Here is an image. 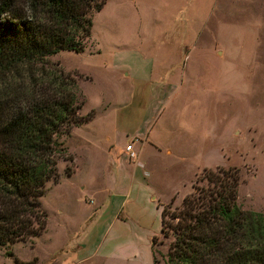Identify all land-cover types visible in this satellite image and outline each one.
I'll return each mask as SVG.
<instances>
[{"label": "rangeland", "instance_id": "rangeland-1", "mask_svg": "<svg viewBox=\"0 0 264 264\" xmlns=\"http://www.w3.org/2000/svg\"><path fill=\"white\" fill-rule=\"evenodd\" d=\"M49 61L76 78L80 114L93 117L57 138L46 230L1 248L0 264H128L104 250L123 199L146 196L129 186L135 169L159 206L179 207L204 169L235 167L238 203L264 211V0H106L83 49ZM150 129L159 146L135 138ZM109 175L121 184H103ZM123 225L149 228L162 261L170 239L158 213Z\"/></svg>", "mask_w": 264, "mask_h": 264}, {"label": "trees", "instance_id": "trees-1", "mask_svg": "<svg viewBox=\"0 0 264 264\" xmlns=\"http://www.w3.org/2000/svg\"><path fill=\"white\" fill-rule=\"evenodd\" d=\"M105 3L0 0V249L46 230L41 198L59 176L57 138L93 117L80 114L76 78L49 57L81 51ZM200 176L181 206L160 204L161 235L170 243L162 261L153 247V264H264V211L238 203L239 169Z\"/></svg>", "mask_w": 264, "mask_h": 264}, {"label": "crops", "instance_id": "crops-1", "mask_svg": "<svg viewBox=\"0 0 264 264\" xmlns=\"http://www.w3.org/2000/svg\"><path fill=\"white\" fill-rule=\"evenodd\" d=\"M158 116V112H156L155 118ZM147 121V125H149ZM151 129L149 132L146 133L145 137L140 135L139 133L135 134V138L139 139L141 142L147 141L152 147L154 145L159 146L158 139L156 136L151 135ZM152 136V137H151ZM126 148V146H125ZM127 154V153H126ZM119 171V170H118ZM123 170L119 171L122 172ZM127 176H130V185L133 187V191L137 187V183L139 188L142 190V193L144 192L146 196L142 195V198L140 201L134 200L130 201L129 198H124L120 209H117L115 214H112L111 216V222L109 224V234L113 232L112 240L108 241L106 245V249L104 251H109L108 255L113 256L114 258H122L126 263L128 264H152L153 263V252H152V246H153V238L155 235H152L151 230L147 227H144L142 229L143 235H138V233L132 229V227L128 226V228L124 227V223L129 222H135V219L140 217L148 218V215H152L153 212H156L160 215V221H161V206H159V200L156 196V191L154 189V186L150 180H147L146 184L142 183L141 180V173L138 170H134ZM150 172L144 171L142 172L143 176L146 177ZM124 177V176H123ZM128 178V179H129ZM105 185L110 186L111 184H118L121 180L120 179H112V176L109 175V178L107 177L105 180ZM121 183H119L120 185ZM108 191H110L108 189ZM101 200V206L98 205V207H102ZM164 203V202H162ZM103 214V213H102ZM139 239H138V238ZM122 240V242H120ZM136 241V242H135ZM120 245V246H114V245ZM149 250V251H148ZM147 251L150 253V256L148 257Z\"/></svg>", "mask_w": 264, "mask_h": 264}, {"label": "built area", "instance_id": "built-area-1", "mask_svg": "<svg viewBox=\"0 0 264 264\" xmlns=\"http://www.w3.org/2000/svg\"><path fill=\"white\" fill-rule=\"evenodd\" d=\"M127 154L129 155L130 158H135L136 157V153L134 152L133 149V145L132 144H128L125 148Z\"/></svg>", "mask_w": 264, "mask_h": 264}]
</instances>
